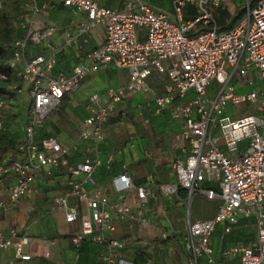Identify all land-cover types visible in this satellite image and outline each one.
<instances>
[{
    "label": "built area",
    "instance_id": "2783aa9c",
    "mask_svg": "<svg viewBox=\"0 0 264 264\" xmlns=\"http://www.w3.org/2000/svg\"><path fill=\"white\" fill-rule=\"evenodd\" d=\"M57 1L87 11L94 22L104 26L106 38L104 44L84 63L76 65L70 74L52 73L57 61L54 52L35 57L19 73L32 98L24 145L27 158L0 163V185L3 178L12 179L10 202L5 209L32 191L34 171L38 166H62L70 176L71 189L58 200V206L65 209L68 221L80 220L81 223L72 242L80 244L89 239L103 244L106 253L102 255V264H132L117 257L121 242L105 233L115 227L110 224V211L100 207L101 191L94 188L90 192L85 185L94 182L92 174L101 164L100 158L70 164L55 137H44L39 145L33 129L58 105L63 93L76 88L87 73L114 64L128 68L129 80L123 87L107 90L104 102L83 120L82 138L94 139L97 143L105 139V123L127 89L137 88L151 95L157 113L169 108L172 117L181 122L174 141L186 155L170 163L177 181L189 190L190 195L203 180L219 185L218 192L213 189L202 191L209 199L221 200L213 218L192 221L188 209L184 239L195 263L201 254H205L210 263H215L214 231L219 224L227 223L224 232H230L238 222V214L244 212L256 216V238L249 245H231L222 255L228 260L239 258L241 264H264V86L237 92V88L254 84V74L264 84V0H259L253 8L247 3L242 19L225 31L217 30L213 14V8L225 0H172L176 22L166 12L155 10L141 0H130L121 9L102 6L96 0ZM188 4L197 10V16L191 21L184 20V7ZM28 10L23 24L26 37L19 42L20 48L26 46L28 39L39 43L55 32L54 27L34 26L39 12L37 0H32ZM199 24L212 27L191 34ZM19 60L18 55L16 62ZM154 71L168 77L162 94L156 93L148 83ZM212 80H217L220 87L208 92L207 86ZM3 106L4 102L0 100V108ZM228 106L243 115L229 114ZM244 138L248 143L240 152L239 141ZM220 140L226 151L220 148ZM82 173L85 174L84 181L77 179ZM148 178L152 179L151 174ZM113 183L118 192L135 187L128 174L115 177ZM136 189L140 199L148 197L146 186H136ZM161 190L172 192L176 187L163 184ZM71 197L84 205L85 212H81L78 205L69 203ZM112 209L120 216H133L126 204L116 203ZM28 241V236L20 235L16 229H11L8 236L0 229V251L13 246L20 264L33 261L32 255L24 251Z\"/></svg>",
    "mask_w": 264,
    "mask_h": 264
},
{
    "label": "crops",
    "instance_id": "0c3cea01",
    "mask_svg": "<svg viewBox=\"0 0 264 264\" xmlns=\"http://www.w3.org/2000/svg\"><path fill=\"white\" fill-rule=\"evenodd\" d=\"M96 1L105 7L121 9L130 0ZM141 1L155 10L166 12L176 22L172 0ZM226 1L223 3L228 8ZM37 6L43 26L55 29L45 44V55L55 53L57 70L70 74L76 65L84 63L94 50L104 44V26L94 22L87 11L66 6L57 0H37ZM194 7L190 4L184 7L185 21L194 19ZM128 80V68L114 64L104 65L87 73L76 88L63 93L61 98L69 105L63 112L51 117L50 122L54 125L50 124L48 127V132L59 141L64 157L68 158L70 164L100 158L101 164L92 174L94 182H86L85 185L90 192L94 188L101 191L100 207L111 213L110 224L115 229L106 230L105 233L120 240L117 257L132 264H241L239 258L225 259L222 252L237 243L249 245L256 238L254 213L240 212L238 222L228 233L224 232L227 223L217 226L212 235L215 263H210L205 254L199 255L195 263L189 251L184 239V227L188 209L192 220L193 195L198 190L204 195L202 191L206 189L218 192L219 185L214 181L203 180L197 185L193 195H190L189 190L177 181L170 163L176 158H184L186 153L174 141L176 133L181 129V122L172 117L169 108L157 113L151 95L137 88L127 89L105 123V139L97 143L94 139L82 138L83 120L104 102L109 88L123 87ZM259 81L258 85L237 88V92L264 86L260 78ZM155 91L158 93L157 89ZM163 91L162 88L159 93L162 94ZM30 101L32 104L31 97ZM19 102V99H14L13 103L16 105L11 107L12 125L9 130L12 132L16 131L13 128L18 125L23 130L24 121L23 115L19 114ZM227 112L233 116L243 115L235 112L232 106L227 107ZM216 132L220 135L219 130ZM247 143L246 138L239 141L240 152L245 150ZM219 146L226 151L222 140L219 141ZM111 155L113 157L109 159ZM26 158L25 154L16 159ZM122 174H128L135 187L118 192L113 180ZM150 174L152 179L148 178ZM34 175L32 191L9 209L5 208L10 202L9 186L12 179H2L0 229L3 235L8 236L11 229H16L20 235L28 236L29 241L24 245V251L33 257L30 264H102L105 246L89 239L74 244L71 238L80 230V220L68 221L65 209L58 206V200L71 189L67 169L62 166H38ZM77 179L84 181L85 174H80ZM163 184H172L176 190L164 192L161 190ZM136 186L148 188L149 194L145 200L140 199ZM215 199L221 203L219 198ZM69 203L78 205L81 212H85L84 205L74 197L70 198ZM116 203L128 205L133 216L116 214L112 209ZM211 218L213 217L208 219ZM97 231H100L99 228ZM0 264H20L13 246L1 249Z\"/></svg>",
    "mask_w": 264,
    "mask_h": 264
},
{
    "label": "trees",
    "instance_id": "16d2710c",
    "mask_svg": "<svg viewBox=\"0 0 264 264\" xmlns=\"http://www.w3.org/2000/svg\"><path fill=\"white\" fill-rule=\"evenodd\" d=\"M258 1L249 0L248 4L250 7L255 6ZM31 2L32 0H0V100L4 102V106L0 108V163L16 159L19 156H25L26 154L24 145L26 142L27 128L23 126V133H16L9 130L12 123L10 119L13 113L11 107L16 105L13 103L14 99L20 100L18 104L20 113H18L21 116L23 115V124L27 122V126H29L31 101L30 99L29 101L22 99L24 88H28V86L25 85L19 73L35 57L45 55V44L48 40L46 39L35 43L28 39L24 48L19 47V42L26 37L27 30L23 24L26 23L25 15L29 11L28 6ZM215 9H213V14L217 30L225 31L234 27L242 19L246 12V5L244 2H241L235 5L234 10L224 8L216 12ZM202 25L203 27L200 28V31L212 27L211 25ZM18 55L20 56V60L16 62ZM13 62H15L14 65H12ZM56 64L52 73H64L57 70ZM160 77H163V74L157 73L154 81L160 80ZM164 78L166 80L168 77L165 75ZM23 104H25V107ZM68 105L65 99L60 98L58 105L48 113L44 121L33 128L37 144H41L40 141L43 137L51 136V132H48L49 125H54L53 122H50L51 117L63 112ZM6 108L8 112H5Z\"/></svg>",
    "mask_w": 264,
    "mask_h": 264
},
{
    "label": "rangeland",
    "instance_id": "374dc122",
    "mask_svg": "<svg viewBox=\"0 0 264 264\" xmlns=\"http://www.w3.org/2000/svg\"><path fill=\"white\" fill-rule=\"evenodd\" d=\"M234 1V0H233ZM226 2L227 3V6L230 10H234L235 8V5L239 4V3H245L246 5V9H247V3L249 2V0H235V2H232L230 0H227ZM226 6V7H227ZM230 6V7H229ZM254 6H251V8H253ZM195 8V7H194ZM225 6H224V3H222L220 6L216 7L215 11H221L222 9H224ZM246 13V12H245ZM245 15V14H244ZM197 16V10L195 8V17ZM194 17V18H195ZM36 21L34 26L35 27H41L43 25V22L42 20L39 18V16L36 18ZM203 25L200 24L198 26H196V28L192 31L193 33H196L198 31H200V28H202ZM220 31V30H218ZM162 75V74H161ZM155 76H157V72H153V74L151 75V77L148 79V82L150 83V85L152 87L155 88V90L157 89L158 91V94H161L159 93V91L162 90L163 88V85L165 84V81L168 80V78L165 80L164 76L165 74H163V77H160V80L158 81H154L155 80ZM167 76V75H166ZM253 81H254V84L255 85H258L259 84V78L254 75L253 77ZM220 87V84L217 80H212L211 83L207 86V91L208 92H211L213 90H216L217 88ZM252 86H250L251 88ZM31 95H30V92H29V89L27 87L24 88V91H23V96H22V99L25 101L26 99H30ZM248 106V109L251 108V104L248 103L247 104ZM8 108V107H7ZM6 108V111L5 112H8ZM12 125V123H11ZM24 127H27V122L23 125ZM14 127V126H13ZM13 130H16L15 132L16 133H23V130H22V127L21 125H18V127H14ZM219 200L215 199V200H209L207 199L199 190L196 191L193 195V198H192V205H191V210H192V220H196V219H199V220H206L208 219L209 217H214L216 215V209L218 208L219 206Z\"/></svg>",
    "mask_w": 264,
    "mask_h": 264
}]
</instances>
